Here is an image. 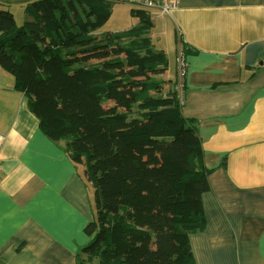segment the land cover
<instances>
[{
    "label": "trees",
    "instance_id": "1",
    "mask_svg": "<svg viewBox=\"0 0 264 264\" xmlns=\"http://www.w3.org/2000/svg\"><path fill=\"white\" fill-rule=\"evenodd\" d=\"M111 6L32 0L17 24L0 3V71L95 190L78 264H195L189 235L205 227L211 170L151 17L131 9L137 24L97 35Z\"/></svg>",
    "mask_w": 264,
    "mask_h": 264
},
{
    "label": "crops",
    "instance_id": "2",
    "mask_svg": "<svg viewBox=\"0 0 264 264\" xmlns=\"http://www.w3.org/2000/svg\"><path fill=\"white\" fill-rule=\"evenodd\" d=\"M30 1L0 3L18 24ZM158 18L150 36L167 55L169 78H177L179 46L185 51L182 113L211 170L205 227L189 235L194 262L264 264V0H178ZM0 135V264H78L95 190L2 71Z\"/></svg>",
    "mask_w": 264,
    "mask_h": 264
},
{
    "label": "built area",
    "instance_id": "3",
    "mask_svg": "<svg viewBox=\"0 0 264 264\" xmlns=\"http://www.w3.org/2000/svg\"><path fill=\"white\" fill-rule=\"evenodd\" d=\"M112 2H123L132 7L134 10H142L150 17L154 15L155 17H164L168 16L172 10L177 8L178 0H109ZM184 49L182 46H179L175 63H176V76H177V86L181 88L184 79L187 62L184 55ZM180 84V85H179ZM182 103V99L180 97ZM1 139V135H0Z\"/></svg>",
    "mask_w": 264,
    "mask_h": 264
},
{
    "label": "rangeland",
    "instance_id": "4",
    "mask_svg": "<svg viewBox=\"0 0 264 264\" xmlns=\"http://www.w3.org/2000/svg\"><path fill=\"white\" fill-rule=\"evenodd\" d=\"M131 9H132V7L126 3L112 2L110 17L108 18V20L106 21V23L104 25H102L100 28H98L95 31V33L97 35H100L101 33H104L106 31H120V30H124V29H128V28L132 27L133 25H135L138 22V18L131 14ZM151 18L155 22V26H156V28H154L152 30V32H154L156 34L159 31V29L157 27H158V25H159L158 23L160 22L161 19L158 17H155L154 15H152ZM16 19H17V21L19 20L18 24L22 23V20L25 19L23 17L22 11ZM157 45H159V43ZM169 62H170V65L172 67L173 62H174L173 54L169 55ZM169 70H172V69L170 68ZM171 73H169L167 71L165 73V77L166 78H169V76L171 77L172 76ZM92 203L94 206L95 196L93 194H92Z\"/></svg>",
    "mask_w": 264,
    "mask_h": 264
}]
</instances>
